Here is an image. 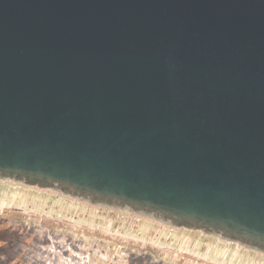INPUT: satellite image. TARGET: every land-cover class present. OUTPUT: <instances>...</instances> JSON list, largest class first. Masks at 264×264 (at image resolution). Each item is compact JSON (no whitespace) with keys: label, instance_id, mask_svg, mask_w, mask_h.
Segmentation results:
<instances>
[{"label":"water","instance_id":"1","mask_svg":"<svg viewBox=\"0 0 264 264\" xmlns=\"http://www.w3.org/2000/svg\"><path fill=\"white\" fill-rule=\"evenodd\" d=\"M0 181L264 255V0H0Z\"/></svg>","mask_w":264,"mask_h":264},{"label":"rangeland","instance_id":"2","mask_svg":"<svg viewBox=\"0 0 264 264\" xmlns=\"http://www.w3.org/2000/svg\"><path fill=\"white\" fill-rule=\"evenodd\" d=\"M0 264H264L200 232L0 181Z\"/></svg>","mask_w":264,"mask_h":264}]
</instances>
